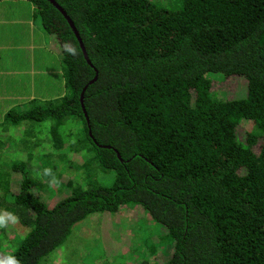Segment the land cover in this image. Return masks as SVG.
<instances>
[{
	"label": "trees",
	"instance_id": "trees-1",
	"mask_svg": "<svg viewBox=\"0 0 264 264\" xmlns=\"http://www.w3.org/2000/svg\"><path fill=\"white\" fill-rule=\"evenodd\" d=\"M29 1L56 38L70 92L10 109L0 143L50 120L43 176L68 145L60 126L75 122L79 138L68 146L92 151L114 179L103 186L74 172L47 205L35 190L50 185L26 168L31 150L16 148L0 160V212L15 213L26 231L14 238L16 225L0 229V255L39 264L88 215L131 205L163 228L153 235L143 227L139 249L126 240H114L128 245L114 251L93 245L102 264H160L156 254L170 245L164 264H264V0H55L86 58L61 12L48 0ZM66 41L73 57L63 53ZM216 80L236 93L246 87V95L223 98ZM66 130L68 140L77 133ZM68 152L70 163L83 164ZM64 160L70 164L67 153ZM67 252L50 257L83 264Z\"/></svg>",
	"mask_w": 264,
	"mask_h": 264
},
{
	"label": "rangeland",
	"instance_id": "rangeland-1",
	"mask_svg": "<svg viewBox=\"0 0 264 264\" xmlns=\"http://www.w3.org/2000/svg\"><path fill=\"white\" fill-rule=\"evenodd\" d=\"M34 8L29 0H0V124L10 109H21L22 105L32 98L40 100L59 98L70 92L65 85L64 68L62 61H60L61 51L58 48L56 38L53 35H50L52 37L50 38L43 30L37 14L36 17H33ZM45 40L49 44L53 42L52 47L54 49L52 47L45 49L42 46ZM7 66L12 68V72L5 70ZM227 83L228 80H216L213 84V90L217 91V95H222L223 98L227 96L244 97L246 95V87L243 92L236 93L233 91L237 86L229 90ZM47 122L51 123L50 120L33 122L34 130L31 133L24 137L20 135L11 136L8 141H5L7 144L4 148L3 144L0 143V160L14 156L17 152L16 148L24 152L31 150V158L27 160L26 168L32 177L41 176L43 166L47 165L45 163L47 156H42L47 152V146L41 142L46 137L51 138L50 133L46 131ZM67 127H71L77 132L70 135L69 140L66 137ZM244 127L239 125L238 131L240 132ZM78 132V123L67 120L59 128L62 140L68 142V145L77 141ZM3 137L0 135V138ZM68 145L56 149L57 167L53 169V173L59 181V186L45 187L42 185V188L35 190L47 205L53 204L64 195L65 191L61 190L66 188L65 181L68 175L74 172L78 174L80 180L88 182L89 178L93 183L103 186L110 185L114 179V170L103 169L92 151H77L74 146ZM68 151L80 153L84 165L78 162L70 163L74 156L72 152ZM65 153H67L70 164L64 160ZM49 165L53 168L51 164ZM85 175L89 177L85 178ZM49 180L50 177L41 176L38 182L41 184L48 182L49 184ZM95 214L96 216L91 215L94 218L89 219L90 216H87L82 222L74 225L64 242L52 250L48 256H45L39 264H44L52 253L54 256H58L55 257L58 259L61 251L71 252L79 263L94 264L97 259L102 264V250L93 246L101 243V240H107V237L106 243L109 242V238L126 240L130 242L131 248L137 247L139 249L142 247L140 234L146 232L143 227L146 226L153 235L157 234L158 227L163 228L161 224L146 216L145 212L136 206L128 205L115 212ZM134 219L143 220L146 225L137 224L138 222ZM15 225L16 227L13 228V232L8 234V237L20 238L26 229ZM138 228L139 232L136 231ZM9 229L10 227H8V232ZM164 238L166 239V237ZM12 247H14L13 242ZM171 252L172 245L162 252L159 251L156 254L158 262L164 264L163 261H168ZM54 256L50 257L51 264H66L67 259L57 261Z\"/></svg>",
	"mask_w": 264,
	"mask_h": 264
},
{
	"label": "clouds",
	"instance_id": "clouds-1",
	"mask_svg": "<svg viewBox=\"0 0 264 264\" xmlns=\"http://www.w3.org/2000/svg\"><path fill=\"white\" fill-rule=\"evenodd\" d=\"M69 44H72L70 41H66L63 44V53L69 56H72V49L69 47ZM73 45V44H72ZM79 52L76 48V55L77 57ZM73 57V56H72ZM43 176L50 177L49 185L59 186V181L55 178L54 173L50 168H46L43 171ZM19 222V217L9 211L0 212V229H7L10 225H15ZM0 264H21V261L17 258V256L12 254L7 255H0Z\"/></svg>",
	"mask_w": 264,
	"mask_h": 264
},
{
	"label": "water",
	"instance_id": "water-1",
	"mask_svg": "<svg viewBox=\"0 0 264 264\" xmlns=\"http://www.w3.org/2000/svg\"><path fill=\"white\" fill-rule=\"evenodd\" d=\"M48 1L50 3H52L54 5V7H56V9L61 12V14L64 16V18L66 19V21L69 23L71 29L73 30L74 34L76 35L77 39L80 42V38L78 36V32H77V30H76V28L74 26V23H73L72 19L69 17V15L66 13V11L55 0H48ZM80 46L83 49V53H84V56L86 58L87 57L86 56V52L84 51V47H83V45H82L81 42H80ZM81 103H82V97H81Z\"/></svg>",
	"mask_w": 264,
	"mask_h": 264
},
{
	"label": "crops",
	"instance_id": "crops-1",
	"mask_svg": "<svg viewBox=\"0 0 264 264\" xmlns=\"http://www.w3.org/2000/svg\"><path fill=\"white\" fill-rule=\"evenodd\" d=\"M5 70H11V72H12V68L10 66H7L5 68ZM91 215H95L96 216L95 213L94 214H90V215H88V216H90L89 219L94 218V216L92 217ZM134 220L137 221L138 219H134ZM107 240H108V237H107ZM107 240H101V242H103V244H104L103 247H106V248H108V249H110L112 251H114V248H123V249H125L128 246L125 242H116V241H114V238H109V242L106 243Z\"/></svg>",
	"mask_w": 264,
	"mask_h": 264
}]
</instances>
